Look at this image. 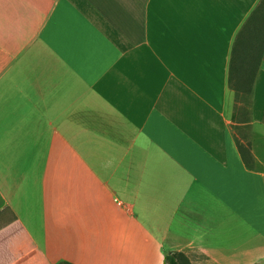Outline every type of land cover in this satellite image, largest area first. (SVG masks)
Masks as SVG:
<instances>
[{
  "label": "crops",
  "instance_id": "0c3cea01",
  "mask_svg": "<svg viewBox=\"0 0 264 264\" xmlns=\"http://www.w3.org/2000/svg\"><path fill=\"white\" fill-rule=\"evenodd\" d=\"M260 1L0 0V264H264V53L248 115L228 84Z\"/></svg>",
  "mask_w": 264,
  "mask_h": 264
},
{
  "label": "trees",
  "instance_id": "16d2710c",
  "mask_svg": "<svg viewBox=\"0 0 264 264\" xmlns=\"http://www.w3.org/2000/svg\"><path fill=\"white\" fill-rule=\"evenodd\" d=\"M264 53V0L244 23L235 37L229 63V88L235 94V105L240 108L251 105L253 85ZM235 143L243 164L254 171L255 159L250 151L249 143H242L233 133ZM60 264H70L63 262ZM165 264H191L183 252H171L165 257Z\"/></svg>",
  "mask_w": 264,
  "mask_h": 264
},
{
  "label": "rangeland",
  "instance_id": "374dc122",
  "mask_svg": "<svg viewBox=\"0 0 264 264\" xmlns=\"http://www.w3.org/2000/svg\"><path fill=\"white\" fill-rule=\"evenodd\" d=\"M244 110L248 115L250 108L245 106ZM237 129L238 128L235 129L236 135L240 141L242 139H244V141L248 139L252 144H254L255 154H257L259 159L262 160V164L258 165L257 168L260 171H264V129L261 127H252L250 125L244 127L242 131L244 133L240 132ZM245 132L247 133V138H244ZM185 254L189 258L191 264H208L207 261H205V258L196 251H188ZM209 264L214 263L209 261Z\"/></svg>",
  "mask_w": 264,
  "mask_h": 264
}]
</instances>
